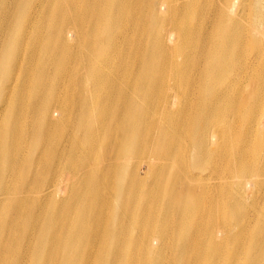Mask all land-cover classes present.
Returning a JSON list of instances; mask_svg holds the SVG:
<instances>
[{
	"label": "bare ground",
	"instance_id": "6f19581e",
	"mask_svg": "<svg viewBox=\"0 0 264 264\" xmlns=\"http://www.w3.org/2000/svg\"><path fill=\"white\" fill-rule=\"evenodd\" d=\"M0 264H264V0H0Z\"/></svg>",
	"mask_w": 264,
	"mask_h": 264
}]
</instances>
